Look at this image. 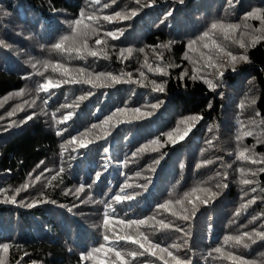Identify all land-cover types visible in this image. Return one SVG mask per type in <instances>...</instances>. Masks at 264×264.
I'll return each instance as SVG.
<instances>
[{
	"label": "trees",
	"instance_id": "16d2710c",
	"mask_svg": "<svg viewBox=\"0 0 264 264\" xmlns=\"http://www.w3.org/2000/svg\"><path fill=\"white\" fill-rule=\"evenodd\" d=\"M149 2L141 0V5ZM104 3L110 7L102 8ZM141 5L135 0H101L99 5L94 0H0V116L4 117L0 120V189H4L0 192V245H9L8 251L0 248V264H120L109 251L117 245L125 264H176L159 249L152 250L155 255L133 262L127 253L139 250V245L119 239L128 235L145 247L150 243L161 248L182 244L179 251H169L181 260L190 258L192 264H233L228 253L264 264V241L257 238V243L251 244L245 238L243 242L250 245L245 248L243 242L235 245L225 240L264 226V172H259L264 163L237 159L240 151L249 148L247 156L264 161V38L255 46L251 44L257 36L264 37V23L259 18L245 19L253 9H264V0H155L151 7ZM133 9H138V15L131 19L115 17L116 12L123 15ZM81 13L113 17L112 22L101 19L98 33H90L87 39L88 47L98 52L104 46L95 45V40H106L107 59H95L86 52L82 53L85 59L74 58V52L69 55L54 48L62 41L66 49L81 46L79 33L83 24L90 23L85 19L81 25L74 24ZM212 23H239L242 27L232 38L243 33L246 48L225 41L221 29L210 31ZM121 28L125 31L118 40L104 36ZM205 31H210V38L190 50L189 42ZM212 39L234 54L249 57L248 62L236 63L235 71L226 67L219 81L211 68L197 73L218 83L215 91L203 79H190L193 69L204 64L202 52L211 51L215 56L214 49L203 47L204 43L211 46ZM127 48L132 49L131 56L121 59V50ZM145 62L153 70L162 67L168 75L149 71ZM82 67L93 76L78 73ZM141 71L145 78L140 77ZM101 72L123 73L122 79L131 73L137 82L100 86L106 78L94 77ZM183 73L188 75L180 79ZM65 78H92L98 86L64 84ZM153 80L164 82L163 93L152 90ZM49 81L59 87H51L48 93L37 91L40 84ZM21 90L24 95L17 96ZM89 92L92 95L87 96ZM81 96L87 98L79 101ZM33 101L35 105L29 107ZM157 101L163 103L152 110L150 105ZM17 106L24 110L8 117ZM136 108L141 112H135ZM148 111L153 114H143ZM53 112L57 119L69 113L72 116L58 124ZM33 113L32 120L20 123ZM193 115L202 119L193 122ZM109 116L112 119L103 123ZM93 124L97 127L92 128ZM58 130L61 135H57ZM245 131H252L253 136L245 137ZM76 136L79 142L69 143ZM81 141L88 146L80 148ZM42 172L41 179L35 181ZM244 179L253 183L244 185ZM26 183L29 187L24 190L21 186ZM81 185L85 190L76 193ZM122 187L126 193L140 195L116 203L111 197L123 194ZM18 188L19 194L15 191ZM252 188L257 191L252 192ZM13 195L17 203L10 202ZM253 197L256 202L245 208ZM205 199L209 200L206 205ZM101 200L111 204L115 213L106 217ZM169 201L167 208L159 207ZM33 202L34 207L24 206ZM194 207L199 211L193 217ZM185 215L190 217L188 221L179 218ZM151 216L155 219L139 226L147 241L137 226L120 223ZM160 220L180 226L190 236L162 228ZM101 245L104 247L99 252L94 251ZM216 247L222 251L210 257Z\"/></svg>",
	"mask_w": 264,
	"mask_h": 264
},
{
	"label": "snow or ice",
	"instance_id": "6c2138e0",
	"mask_svg": "<svg viewBox=\"0 0 264 264\" xmlns=\"http://www.w3.org/2000/svg\"><path fill=\"white\" fill-rule=\"evenodd\" d=\"M90 2H91V0H90ZM179 2L183 3L184 0H179ZM111 3H116V0H111ZM135 3L137 5H141V0H135ZM154 3H155V0H150V2L148 4L141 5V7H151L152 4H154ZM94 4H97V5L101 4V0H94ZM107 7H110L109 3H104L102 5V8H107ZM136 15H138V9H133V10L130 11V13L123 14V15H122L121 12H116L115 13V17L123 19V20L131 19V18L135 17ZM167 15H171V12L167 13ZM248 18H259L261 20V22L264 23V9H261V8L253 9L251 12L246 14L245 19H248ZM85 19L87 21H89L90 23L83 24V28L81 29V31L79 33L80 37L82 38V43H81L80 47H73V48H67L66 49V48H64V44H63V41H62L60 43H56L54 45V48L56 50H58V51L66 52L69 55H71L74 52L76 54V56L74 58L85 59L86 56L83 55L82 53L86 52L87 56H91V57H93L95 59H101V58L107 59L108 55H107V52L104 50L107 47V41L103 40L101 38H97L95 40V45H97V46L103 45L104 46V48H102L101 51L98 52V51L92 50V49H90L88 47L87 39L89 38V34L90 33L93 34V35L98 33V30H99L98 29V25H99V21L101 19H103L104 21H107V22H112L113 17L109 16V15H104L103 17H100L98 15H95V13L85 16L84 13H81V18L77 19L76 21H74V24L75 25H81L83 20H85ZM241 27L242 26L239 23H229L227 25H225L223 23H219V24L218 23H212L210 31H215L217 29L223 30V32H224V40L225 41L231 40V43L238 45V47L240 49H245L246 48V44H245L244 39H243V33H241V36L238 39H233L232 38V33L236 32L237 30H240ZM244 28L246 29L247 25H244ZM75 31H76V29L74 28L73 32H75ZM124 31L125 30L123 28L117 29L115 31H107V32L104 33V36L105 37H111L113 40H118L121 36L124 35ZM210 31H205V32H203V34L198 39L191 40L189 42V44H188V48L190 50H192L194 48V46L197 45L200 41H203L205 39L210 38ZM262 38H264V37L257 36L254 40L251 41L252 46H255V44L258 43ZM68 39H69L68 36L64 37L65 41H67ZM2 43H3V41L0 40V44H2ZM164 47H168V45H164ZM203 47L205 49H209L210 47H211V49H214L215 50V56L211 53V51L208 54H205V53L202 52L201 53V58L204 60V64L199 69H193V72H192V75L190 76V79H192L193 81L197 80L198 78L199 79H203V82L206 83L208 85V87L210 89H212L213 91H215L216 88L219 87V84L218 83H213V80L212 79H208L206 76H198L197 73H199L203 69L211 68V69L214 70L212 75H214L215 79L217 81H219V80H221L223 78L224 69L226 67L231 66L232 70L235 71L236 63H238L239 61H244V62H248L249 61V57L246 54H244V53H241L239 55L234 54L224 44L218 43L215 39H212L211 46L208 43H204ZM139 51L140 52H144V48H140ZM125 52H127V54H128L127 56H125ZM131 54H132V49L131 48H127V49L121 50L120 58L121 59H127L129 56H131ZM145 66H148L147 62H145ZM33 67H35V64L33 65ZM59 67H62V66H59ZM148 70L149 71H155L156 73H158L160 75H168V72L165 71L162 67H159V66H157L155 68V70H153L151 68V66H148ZM67 72H68V69L65 68L64 69V74H66ZM77 72L80 73V74H84V73L88 72V70L86 68L82 67V68L77 69ZM187 75H188V73H183L182 76L180 77V79H183L184 76H187ZM88 76L92 77L93 74L88 72ZM123 76H124L123 73H121L120 76H117V75H113L112 73H103V72H101V73H96L94 78L96 80H99L100 77H105L106 78L105 83L103 85H100V86H110V85H115V84H119V83H122V82L123 83H136L137 82V81H134V80L131 79V76H132L131 73L127 74L128 79H122ZM140 77L145 78L143 71L140 72ZM109 82H110V84H109ZM63 83L64 84H69V83H71V84L87 83V84L91 85V87H93V88L98 86L96 83L93 82L92 78H87V79H83V80L75 79V78H65L63 80ZM151 85H152V90L154 92L163 93L165 91L164 82L163 81L157 83L155 80H153V81H151ZM53 86L59 87V84L53 85L51 83V81H49L48 83L40 84L38 86L37 91H43L44 93H48L50 88L53 87ZM141 86H143V84H141ZM16 95L17 96H22V95H24V91L21 90L20 92H17ZM90 95H92L91 92L87 93V96H90ZM87 96H81V97L78 98V100L79 101H83L84 99L87 98ZM255 102H256L255 100L251 101L252 104H255ZM162 103H163L162 101H157L156 103L151 104L150 108L152 110H156V109H158L161 106ZM34 105H35V101H33L32 104L29 105V107H33ZM2 107H3V103H0V108H2ZM63 107H69V105H64ZM209 107H211V105H209ZM241 108H243V104L241 105ZM18 109L20 111L24 110L23 107L17 106V108H13L11 111H9L7 113V116L8 117H13L16 114ZM57 111H59V110H57ZM117 111H123V109H118ZM134 111L139 113V112H141V109L140 108H136ZM143 114L150 116L153 113H152V111H148V112L143 113ZM256 115L258 117L260 114L257 113ZM34 116H35V113H33L31 115H28L25 118V120L20 121V123H25L27 121H30V120H32L34 118ZM51 116L56 121V123L60 124V123H65L66 121H68L71 118L72 113H69L68 115L63 116L62 119H57L56 112H53L51 114ZM3 119H4V117L0 116V120H3ZM111 119H112V116H109V117L106 118L105 121H103V123H107ZM190 119L193 122H197L200 119H202V117L198 116V115H193ZM12 123L15 124L16 122L13 121ZM252 123L253 124L255 123V119L252 120ZM96 127H97L96 124L92 125V128H96ZM61 134H62V132L58 130L57 131V135H61ZM243 135L245 137L253 136V132L252 131H245L243 133ZM180 139L183 140L184 137L181 136ZM237 139L239 140L240 137L238 136ZM76 140H77V137H72V140L69 141V143H75ZM154 142L155 143H159V141H154ZM258 142H260V141H258ZM87 146H88L87 143H85L83 141H81L80 144H79L80 148H86ZM62 147H63V145H62ZM107 151H108V149L105 148V152H107ZM250 151L251 150L249 148H244L242 151H240L237 159H240V160H249V159H251L252 163H258V162L264 163V161H257L254 157L247 156L246 153H249ZM41 163H43V162H41ZM157 163H158V161H157ZM208 163H210V162H208ZM197 167H199V165ZM152 170L154 171V169H152ZM45 171H50V170L46 169ZM62 172H63V169L61 168L60 169V173H62ZM259 172H264V167L260 168ZM43 175H44L43 172L40 173L39 175H37L35 177V181H39L41 179V176H43ZM57 175H59V173H57ZM252 175L255 176L256 172L253 171ZM52 178L56 179V176H53ZM226 178L227 177L225 175V179ZM97 179H99V174H97ZM252 183H253V180H251V179H244L243 180V184L244 185H249V184H252ZM28 187H29V185L27 183L21 186V188L24 189V190H27ZM89 187H91V186H89ZM137 187H139V185H137ZM143 187L145 189H147V185H144ZM224 187L227 188L228 185L225 184ZM20 190L21 189L18 188L15 191H16L17 194H19ZM84 190H85L84 186L81 185L79 188L76 189V193L83 192ZM3 191H4V189H0V192H3ZM120 191L123 194H117L114 197H111V199H113L116 203H120L121 201H124V200H129L130 201V200L135 199L136 196L140 195V193H135V194L126 193L125 189L123 187L121 188ZM251 191L252 192H256L257 190L255 188H252ZM212 195L215 196L216 194L213 193ZM245 195H247V193H245ZM10 202L11 203H17L15 195H13L10 198ZM255 202H256V197H253L252 199L246 201L244 207L246 208L248 205L253 204ZM20 203L23 204L24 202L20 201ZM100 203L101 204H105V201L101 200ZM170 203L171 202L169 201L166 204H161L159 207L160 208H167L168 204H170ZM177 203L179 204V203H181V201L178 200ZM203 203L206 205V204L209 203V200L205 199L203 201ZM24 206H26V207H34L35 206V202L25 204ZM115 211H116V209L114 207H112L111 204H105V216L106 217L109 216V215L114 214ZM197 211H199V209L197 207H194L193 210H192V216L193 217L196 215ZM173 215L175 216V213H173ZM236 215L237 216L240 215V212L237 211ZM179 218L184 220V221H188L190 219V217L187 216V215L179 217ZM154 219H155V216H151V217H147V218L128 219L127 221L121 220L120 223H127L128 226L135 225V226H137V228H139V226L147 225L148 220H154ZM255 219H256V217H253V221ZM104 223L105 224L108 223L107 218H105ZM159 224L161 225L162 228H165V229L174 228L178 232H185V230L183 228H181L178 225L173 224L172 222L165 223L164 220H160ZM149 227H151V225H149ZM241 227H246V226H241ZM262 227H264V226H260L258 228H254V229H252L251 232L244 231V232L241 233V235H238V236H235V237L228 236V237L225 238V240L226 241H234L235 245H240L245 240V238H247V240L250 241L251 244L257 243V238L259 240H261V241H264V230H261ZM140 235L143 237V239L145 241L148 240V237L146 235H144L143 233H140ZM189 236H190V234L185 232V237H189ZM108 239H109V237L107 235H105L104 236V240L107 241ZM119 239L120 240H126L127 243H130V244H133V245H137L138 244L139 248L143 249V251L137 250V251H131V252L127 253L128 256L132 257L133 262L138 257H142V256H145V255H155L156 253L154 251H152V250L159 249L161 252H167L168 255L171 256L173 258V260L176 261V264H192V261H191L190 258L181 260L180 257L174 256L173 253L171 251H169V248H175L177 251H179L183 247L182 244H173V245L161 248L160 244H158V243H150L149 247H145L144 243H141L139 240L134 239L131 235H128L126 237L125 236H121V237H119ZM187 243H188V240L185 239L184 240V244H187ZM249 246H250L249 243L243 242V247L248 248ZM103 247H104V245H101L100 248H96V249H94V251L99 252L101 250V248H103ZM117 247H119V246L118 245L117 246H113L112 248H109V251L114 252V256H115V260L116 261H119L120 264H125L124 257L122 256L121 251L116 250ZM0 248H3L4 251H8L9 245L7 243H5V244L0 245ZM189 251H191V249H189ZM221 251L222 250H221L220 247H216V248H214L212 250V252L209 253V256L211 257L213 255V253H220ZM91 255H92V253L89 252L88 253V257H91ZM227 258L231 259L233 261V264H256V261H254V260L250 261V260L245 259L244 257L236 256L233 253H228L227 254ZM141 264H146V262L141 261ZM165 264H167V262H165Z\"/></svg>",
	"mask_w": 264,
	"mask_h": 264
},
{
	"label": "bare ground",
	"instance_id": "6f19581e",
	"mask_svg": "<svg viewBox=\"0 0 264 264\" xmlns=\"http://www.w3.org/2000/svg\"><path fill=\"white\" fill-rule=\"evenodd\" d=\"M38 20H39V19H38ZM39 21H40V20H39ZM40 23H41V22H40ZM47 25H48V24H47ZM1 26H2V25H1ZM3 27H4V26H3ZM16 30H17V29H16ZM23 31H24V30H23ZM49 31H50V30H49ZM34 37H35V36H34ZM39 38H40V36H39ZM43 38H44V37H43ZM54 41H55V40L53 39V42H54ZM55 42H56V41H55ZM49 43H50V42H49ZM30 53H31V52H30ZM30 53H29V54H30ZM34 59H35V58H34ZM43 70H44V69H43ZM40 71H41V70H40ZM41 72H42V71H41ZM43 72H44V71H43ZM43 75L45 76V74H43ZM81 107H82V106H81ZM75 109H76V108H75ZM109 115H110V114H109ZM106 116H107V115H106ZM92 117H93V116H92ZM103 117H104V115L102 116V119H103ZM104 118H105V117H104ZM106 118H107V117H106ZM102 119H101V120H102ZM105 120H106V119H105ZM102 121H104V120H102ZM81 127H82V126H81ZM82 129H83V128H82ZM83 131H84V130H83ZM76 132H77V131H76ZM81 132H82V131H81ZM73 133H74V132H73ZM83 133H84V132H83ZM74 134H75V133H74ZM76 134H77V133H76ZM78 135H79V132H78ZM78 135H77V136H78ZM83 135H84V134H83ZM77 136H76V137H77ZM85 137H86V136H85ZM79 138H80V137H79ZM76 141H77V143L79 142L78 140H76ZM155 153H156V152H155ZM107 168H108V167H107ZM116 178H117V177H116ZM118 183H119V182H118ZM118 187H119V186H118ZM77 201H78V200H77ZM51 204H52V203H51ZM90 207H91V206H90ZM83 212H85V211H83ZM100 217H101V216H100ZM144 218H145V217H144ZM103 219H104V218H103ZM135 228H136V227H135ZM135 228H134V229H135ZM133 231H134V230H133ZM138 231H140V228H139ZM140 232H141V231H140ZM145 232H146V231H145ZM176 232H177V231H176ZM135 233L137 234L136 231H135ZM141 233H143V232H141ZM184 234H185V233H184ZM179 235H180V234H179ZM182 235H183V234H182ZM136 236H137V235H135V237H136ZM139 236H140V235H139ZM136 238H137V237H136ZM137 240H138V239H137ZM139 250H140V248H139ZM141 250H142V249H141ZM141 250H140V251H141ZM201 253H202V252H201ZM183 255H184V253H183ZM186 255H187V254H186ZM186 255H185V256H186ZM185 256H184V257H185ZM185 258H186V257H185ZM187 258H188V257H187ZM0 259H1V257H0Z\"/></svg>",
	"mask_w": 264,
	"mask_h": 264
}]
</instances>
